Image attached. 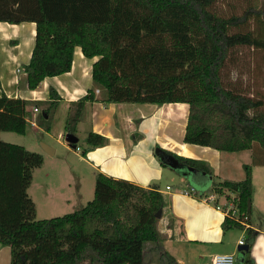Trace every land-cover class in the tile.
Segmentation results:
<instances>
[{"label":"trees","instance_id":"obj_1","mask_svg":"<svg viewBox=\"0 0 264 264\" xmlns=\"http://www.w3.org/2000/svg\"><path fill=\"white\" fill-rule=\"evenodd\" d=\"M216 0H0V22L35 24L28 64L22 66L27 87L35 90L46 78L70 72L79 48L91 65L94 88L102 102L188 105L183 142L219 152L238 153L259 144L264 150V116L250 114L261 100L224 86L221 71L231 50L264 49V3L252 0L241 15L228 18L212 11ZM58 96L39 117L46 127ZM94 90L73 104L65 134L76 125ZM28 101L0 96V134L25 135ZM106 139L88 133L82 154L101 147ZM170 154V153H169ZM173 157L179 164L210 174L201 161ZM43 157L24 146L0 140V245L10 249V264H143L144 246L158 244V211L165 207L158 186L150 189L101 173L95 175L93 198L70 214L36 219L28 195L35 169ZM165 166L164 163H161ZM243 180L214 183L218 197L232 199L246 223L253 209L251 167ZM210 189V190H211ZM222 230L243 229L229 217ZM256 232L248 229L250 248ZM243 264H253L250 259Z\"/></svg>","mask_w":264,"mask_h":264},{"label":"crops","instance_id":"obj_2","mask_svg":"<svg viewBox=\"0 0 264 264\" xmlns=\"http://www.w3.org/2000/svg\"><path fill=\"white\" fill-rule=\"evenodd\" d=\"M34 38L33 23L12 25L0 22V96L4 94L8 98H19L34 104L27 105L26 112L27 116L36 119L39 115L32 112L35 107L33 102H50L49 89L52 88L58 96L55 111L62 113L66 118L73 111V104L78 99L85 96L88 90H96L91 80V65L97 58L86 59L80 49L76 48L70 72L46 78L37 89L29 90L22 66L30 60ZM87 71L89 73H85ZM97 94L101 93H95L94 100L85 103L76 127L79 130L83 125L87 129L83 142L90 132L106 139L103 146L89 151L81 158L89 173L90 186L94 185L97 173L115 180L127 181L144 189L158 186L167 167L161 164L163 161L156 154L158 149L164 157L175 155L201 161L211 170L208 174L185 166L189 169L188 172L186 169L178 172L186 181L192 180L198 190L191 184L185 189L172 190L168 185L164 189H158L165 200L162 218L164 225L157 227L159 243H151L146 251L144 250L143 264H198V259L204 260L203 264H211L212 257L217 254H232L235 264H243L247 257L253 264H264V230L254 226L250 217L249 224H246L240 233H225L221 225L226 216L216 208L217 204L224 203L225 197H218L211 189L214 183L243 180V167L246 164L237 161L235 153L219 152L209 147L183 142L188 117L187 104H105ZM52 113L54 114V110L50 115ZM31 128L32 131L36 130V126L32 125ZM61 136L64 138L65 134ZM77 139L78 143L79 138ZM63 146L68 150L67 143H63ZM48 147L53 150L51 156H54L56 150ZM253 148L257 147L254 145ZM84 149L85 146L79 148L80 152ZM259 165L264 167V159ZM256 168L257 164L251 171L253 188V172ZM84 171L79 172L82 179L86 174ZM177 171L179 170H175ZM79 185L80 182H77L78 190L81 187ZM206 185L211 190L200 192V187ZM166 187H169V190ZM190 188L194 189V192L185 195L184 191ZM208 195H215L216 201L207 200ZM225 195L234 198L232 193ZM248 229L257 234L250 253L245 256L246 252L238 253L237 247L240 240L247 245L245 237ZM0 264H10V249L1 245Z\"/></svg>","mask_w":264,"mask_h":264},{"label":"rangeland","instance_id":"obj_3","mask_svg":"<svg viewBox=\"0 0 264 264\" xmlns=\"http://www.w3.org/2000/svg\"><path fill=\"white\" fill-rule=\"evenodd\" d=\"M260 2L264 3V0H260ZM251 3L252 0H216L212 6V11L225 18L233 15L238 16L241 15L247 7L251 6ZM85 73H89V71ZM221 77L226 88L261 100L263 106L251 111L250 114L264 116V49L237 47L231 50L225 66L221 71ZM88 83H90L89 80ZM41 89L42 86L40 87V90ZM96 91H98V93L100 92L101 94L97 95L103 98L102 91L96 89L94 90V94ZM33 103H35L36 109H40H38V112H34L33 110L32 112L38 113L36 115L40 117L45 108L43 104L45 102ZM30 104L32 103H29V105ZM35 107H33V109ZM56 108L57 107L54 109V114L52 113V115H50L49 121L45 123L49 125L48 131H46V127H39V117L33 119V117L26 116L28 121L35 124V131H32V128L29 127L25 135L15 133L0 134L1 141L24 146L27 151L38 153L43 157V164L41 167L35 169L34 178H32L27 191L29 197L36 206L35 217L39 220L70 214L84 207L93 198L94 185H89V173H87V167L81 161L84 155L80 150L78 152L75 151V148L85 146L83 136H85L87 129L83 125L79 130L76 129L75 134L79 138V142L76 144V147H68L67 150L63 146V143H66L65 137L62 138L61 136L65 134L64 126L66 118L62 113L56 112ZM74 109L75 107L72 108L73 111ZM42 144L55 149V155L51 156L45 153ZM255 147L257 148L244 151L243 153H235V156L237 161L249 165L251 171L257 164V168L255 172H253L254 203L251 222L254 226L264 230V167L259 165L264 159V150L259 144H255ZM256 151L257 153H255ZM84 170L86 174L82 179L79 172ZM178 172L180 171L175 172V170L165 167L162 179L159 181V189H164L167 185L171 187L172 190L185 189L188 184H191L194 189L198 190L196 184H194L192 180L186 181L183 175H180L181 173L178 174ZM77 182H80V190H78L76 186ZM206 187L207 185L200 187V192L210 191V187ZM162 218L163 210L160 212V218L157 219L156 227H162V225H164ZM241 230L242 229H230L224 232L232 231L230 233L235 235L240 233L239 231ZM247 239L248 235L246 233L245 241ZM149 245H151V243L145 244V251ZM192 255L195 256L194 254ZM203 261L204 260L198 259L197 263L203 264ZM80 264L90 263L88 259H86ZM92 264L99 263L96 261ZM144 264H146V262Z\"/></svg>","mask_w":264,"mask_h":264},{"label":"built area","instance_id":"obj_4","mask_svg":"<svg viewBox=\"0 0 264 264\" xmlns=\"http://www.w3.org/2000/svg\"><path fill=\"white\" fill-rule=\"evenodd\" d=\"M98 93V91H96ZM34 112H38V109L36 107L33 109ZM29 123L31 125H35L33 122ZM76 151H79V148H75ZM167 190H169V187H166ZM194 192V189L190 188L188 191H184L185 195H189ZM207 200L209 201H216V196L215 195H208L206 197ZM233 199V198H232ZM232 199L230 200H225L222 205L217 204L216 208L221 210L225 216L233 219L234 221L240 223L244 227L246 226V216L240 215L237 208L235 207ZM239 245H244V241L240 240L238 242ZM211 264H235V258L232 254H217L214 255L211 259Z\"/></svg>","mask_w":264,"mask_h":264},{"label":"water","instance_id":"obj_5","mask_svg":"<svg viewBox=\"0 0 264 264\" xmlns=\"http://www.w3.org/2000/svg\"><path fill=\"white\" fill-rule=\"evenodd\" d=\"M77 137H75L74 135L72 134H66L65 135V142L69 145V147H75V145L77 144ZM42 148H43V151L49 155H51L53 153V150L50 149L47 145H43L42 144ZM156 154L159 156L160 160L163 161V163L171 168V169H174V170H182V169H186V171L188 172L189 169L186 168L184 165H181L178 163V161L171 157V156H166L164 157L162 152L158 149L156 150ZM160 212L161 211H158L155 215L156 219L160 218ZM248 250V245H239L237 247V252L238 253H242V252H246Z\"/></svg>","mask_w":264,"mask_h":264}]
</instances>
